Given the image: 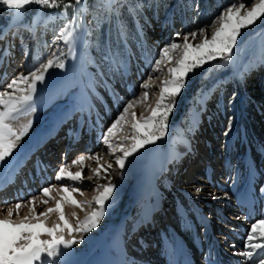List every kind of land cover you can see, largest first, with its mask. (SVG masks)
Segmentation results:
<instances>
[{"label":"bare ground","instance_id":"bare-ground-1","mask_svg":"<svg viewBox=\"0 0 264 264\" xmlns=\"http://www.w3.org/2000/svg\"><path fill=\"white\" fill-rule=\"evenodd\" d=\"M36 19L38 22L35 27L43 21L40 16ZM218 27L219 24L209 27L208 36L210 37ZM29 31L32 33L30 38L33 39L34 32L30 29ZM31 39L29 45L33 47ZM56 47L55 51L58 44ZM4 50H0V57H3L0 68L8 67L7 65L11 68L1 70L0 89L17 74H27L31 65L25 62L27 56L16 66H11V59L17 52L10 48V55L5 57ZM85 63L80 41L76 47V58H70L64 70L54 71V68L47 74L46 83L47 88L50 87L51 99L37 107L33 115L22 113L19 120L14 122L13 126L20 128L31 120L32 127L18 144L13 156L24 147H30L32 138L36 140L44 132L50 133L51 140L44 141V149L28 159L27 169L12 189L11 196L0 195V219L7 218L8 207L13 208V218L17 223L25 216L31 218L32 205L26 202L39 193L40 189L50 185L56 186L51 193L53 201L45 205L42 201L46 198L40 195L36 199V212H43L47 207L54 208L55 201L60 198V191L57 189L64 184H72L67 179H56L58 169L62 165L71 164L80 155L98 154L102 157L101 165L106 167L108 163L112 164L109 178L117 187L110 202H115L117 207L105 213L97 228L83 235V243L76 244L70 250L73 254L65 258V264H172L177 256L178 259L181 258V253L189 263L194 258L199 259V256L213 260L219 258L221 264H237L238 261L254 264L259 258H264L258 251V257L254 256L253 260L247 262L244 256L235 254L243 250L251 224L264 216V191H261L264 189V93L258 91V87L264 85V72L261 75V72H258L256 80H249V85H256V93L253 88L243 85L241 95L245 97L244 104L251 102L252 96H256L257 106L249 108V123L238 118L230 138H226L224 143L220 141L221 124L211 123L207 130L200 132L203 135H200V140L196 139V143L189 140L180 142L176 154L173 155L169 148L154 151L164 137L156 144L148 145L129 157L125 168L121 170L114 159V155L119 153L110 154L99 138L117 118L118 111L122 110L125 102L132 99L133 91L138 94L139 100L144 92L141 84L148 82L149 76L152 81L148 100L137 103L130 111L141 117L150 116L149 109L155 107L158 91L164 80H157L156 73L150 71L142 73L138 70L137 74L133 66L129 65L125 73L117 78L116 87L109 86L103 90L96 87L94 74L91 69L86 71ZM172 66L174 64H169L164 72L167 74L168 67ZM246 68H252V64L246 65ZM39 87L42 86H38V90ZM257 96H262L263 100L259 101ZM193 124L199 126L197 121H193ZM125 135L130 137V125H125L124 130L114 137V142H121ZM253 136L261 140V145L256 144ZM81 141L82 144L72 146V151L64 161L61 156L56 155L59 147L67 148L70 144ZM61 152H64V149ZM84 165L86 166L83 168V175L93 176L89 169L97 167L96 161L85 160ZM149 165L153 166L152 173L144 191L139 194ZM160 168H165L166 174L156 175ZM69 170L75 173L81 168L72 164ZM50 173L53 175L50 176ZM101 175H104L103 170ZM105 183L106 179L93 177L76 185L83 195H74L83 207H65L66 216L73 225L84 221L95 210L97 206L94 198L98 192L94 189L96 185ZM250 185L252 195L247 196ZM198 186H203L200 193L195 190ZM210 193L215 195L216 199H213ZM234 193L244 206L232 198ZM140 195L145 199L138 204ZM17 201L24 202V206L19 209V216L15 215L17 210L14 205ZM197 210L208 215L210 219L216 217V225L210 222L207 228H213L215 231L219 254L213 249L212 237L207 235L209 231L200 221ZM73 213L76 215L73 216ZM116 216L125 218V236L119 243H111L108 239L106 243V233ZM57 219L56 214H51L47 218L48 225L52 226ZM151 224L155 225L154 229L150 228ZM168 233L170 238L163 240L162 235L166 239ZM90 236L100 242L98 251L94 252L92 244L88 242ZM80 238L77 236V239ZM194 238L200 240L199 244L194 242ZM180 245L182 250L179 249ZM86 251L93 254V257L88 259L83 254Z\"/></svg>","mask_w":264,"mask_h":264},{"label":"snow or ice","instance_id":"snow-or-ice-1","mask_svg":"<svg viewBox=\"0 0 264 264\" xmlns=\"http://www.w3.org/2000/svg\"><path fill=\"white\" fill-rule=\"evenodd\" d=\"M111 2L112 0H108L109 8H111ZM61 3H64V0H0V5L6 6L9 10H15L18 16L21 15L20 10L27 5L36 4L41 7L57 8ZM69 7L77 9V14L55 36V40L62 42L67 51L59 48L57 51H52L46 59L34 58L27 74H17L6 83L3 89H0V168H3L5 172L12 169L11 177L5 182H0V191L15 182L16 171L19 167L17 163L19 153L15 157L13 153L32 127L31 120L20 128L14 127V122L19 119L21 113L31 116L37 111L35 97L38 86H42L39 87L41 92L47 89L46 77L49 71L54 68L64 70L66 58L73 60L76 58V47L80 40L77 35L80 24L76 23V19L79 11H87V9L83 0H68L64 3V11L59 15L67 17ZM54 16L55 14H52L49 19H53ZM262 18H264V0H251L250 5L234 2L224 8L214 18L211 25L186 33L182 38L181 33L177 32L175 37L162 47L150 71L160 72L162 65L174 64V66L167 69L168 78L164 79L159 88L155 107L149 109L151 115L141 117L130 111L137 103L148 100L152 81V77L149 76L148 82L141 84L144 92L139 100L137 99L138 94L133 91L132 99L125 102L122 110L118 111L117 118L99 138L110 154L119 153L114 155V159L115 164L121 170L125 168L129 157L148 145L156 144L167 135L169 117L176 106V98L185 88L189 74L217 60L230 61L242 30L256 25ZM36 22L38 21L34 18L33 27L30 29L33 32ZM47 22L45 21V26ZM216 24H219V27L215 28L209 37L207 28L214 27ZM0 39H3L2 35ZM8 55L10 53L5 50L3 56ZM25 56H27L26 49ZM2 63L3 57H0V64ZM48 79L51 78L48 77ZM125 125L131 126L130 137L125 135L121 142H114V137L124 130ZM85 160L96 161L97 167L89 169L93 176L83 175ZM101 160L102 157L98 154L80 155L71 164L62 165L58 169L56 179H67L72 184H64L57 189L60 191V198L55 201L54 208L47 207L43 212H36V199L40 195L46 198L42 201L45 205L53 201L51 193L56 189L55 185L43 187L39 193L26 202L32 205L31 218L25 216L17 223L13 218V208L8 207L7 218L0 219V264H65V258L73 254L70 251L73 246L83 243V235L99 226L106 212V202L112 199L117 187L109 178L112 164L108 163L104 167L100 164ZM72 164L80 166L81 170L71 172L69 169ZM101 170L104 175H101ZM93 177L106 179L107 183L98 184L94 189L98 192L94 198L97 206L95 210L84 221H78L76 225H73L66 216L65 207L69 205L75 208L83 207L74 195V193L83 195L76 185L82 183L84 179L91 180ZM195 190L200 193L203 191V186H198ZM210 195L216 199L215 195L211 193ZM23 206L24 202L15 203L16 216H19V209ZM51 214H56L58 219L52 226H49L47 218ZM75 215L73 213V216ZM77 236L81 238L77 239ZM258 251L260 256L264 257V216L251 224L247 230L243 250L235 254L244 256L247 260H253ZM237 264H244V262L238 261ZM254 264H264V258H259Z\"/></svg>","mask_w":264,"mask_h":264},{"label":"rangeland","instance_id":"rangeland-1","mask_svg":"<svg viewBox=\"0 0 264 264\" xmlns=\"http://www.w3.org/2000/svg\"><path fill=\"white\" fill-rule=\"evenodd\" d=\"M83 2L87 11H79L76 19V23L80 24L77 32L80 37L78 43L81 41L86 71L92 70L96 87L104 90L109 86L116 87L117 78L125 73L129 65L133 66L136 73L138 70L142 73L149 72L154 67L153 61L157 59V54L177 32L181 33L182 38L186 33L211 25L214 18L232 3L243 2L250 5L251 0H112L111 8L107 6L108 0ZM63 11L64 6L52 10L31 4L20 10L21 15L18 16L15 10L0 5V35L3 36V39H0V50L8 51L13 48L17 52L11 59V66H16L27 56L25 62L30 64L34 58L46 59L55 51L57 44L58 49L67 51L62 42L55 40V36L77 14V9L69 7L67 17L59 15ZM38 14L43 21L36 25L31 39L32 33L29 29H32L34 18H37ZM52 14H55L54 18L49 19ZM45 21H48L46 26ZM30 39L33 40V47L29 45ZM69 61L70 58H66V67ZM248 64H252V68H246ZM168 65H162L160 72H150L156 73V79L163 81L168 78L164 72ZM7 66L1 67L0 72L3 68H11ZM238 68L244 75L239 76L240 80L245 78L243 85L253 88L256 93V85H249V80H256V74L261 72V75L264 72V18L256 25L242 30L230 61L217 60L189 74L185 88L176 98V106L169 117L168 133L154 151L169 148L174 155L180 142L189 140L196 143V139L200 140V135H203L200 132L207 130L211 123L222 126L221 143L230 138L238 121L236 96L239 95V89L233 87L236 86V80L232 74L233 70L238 71ZM258 91L264 93V85H260ZM252 97L251 102L246 104L249 108L257 106L256 96ZM257 99L262 101L263 97L257 96ZM248 106L246 108L249 111ZM193 121H197L200 128L196 127ZM80 143L83 142L72 143V146H78ZM60 151H56L58 157L62 156ZM256 155L258 156L257 152ZM148 168L139 194L144 191L152 173L153 166L149 165ZM167 235L166 239L163 235L161 238L167 240L170 234ZM88 242L92 244L94 252L99 250L100 242L95 238L90 236ZM138 242L140 244L141 240ZM179 249L182 250L181 245ZM83 254L88 259L93 257V254L87 251Z\"/></svg>","mask_w":264,"mask_h":264},{"label":"trees","instance_id":"trees-1","mask_svg":"<svg viewBox=\"0 0 264 264\" xmlns=\"http://www.w3.org/2000/svg\"><path fill=\"white\" fill-rule=\"evenodd\" d=\"M67 2H68V0H64V3H67ZM64 3H61L60 6L57 7V8H50V9H52V10H58V9H60V8H62L64 6Z\"/></svg>","mask_w":264,"mask_h":264}]
</instances>
